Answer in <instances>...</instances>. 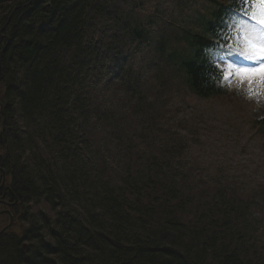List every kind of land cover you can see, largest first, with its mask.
I'll return each instance as SVG.
<instances>
[{
    "label": "trees",
    "instance_id": "16d2710c",
    "mask_svg": "<svg viewBox=\"0 0 264 264\" xmlns=\"http://www.w3.org/2000/svg\"><path fill=\"white\" fill-rule=\"evenodd\" d=\"M248 5L0 0V264H264V193L170 100L227 93L209 56Z\"/></svg>",
    "mask_w": 264,
    "mask_h": 264
},
{
    "label": "rangeland",
    "instance_id": "374dc122",
    "mask_svg": "<svg viewBox=\"0 0 264 264\" xmlns=\"http://www.w3.org/2000/svg\"><path fill=\"white\" fill-rule=\"evenodd\" d=\"M255 1L256 7L248 11L255 20L234 23L251 38L247 58L258 65L251 68L264 66V0ZM226 53L233 56V61L230 56L221 60L229 64L225 71L228 90L235 93L228 91V97L204 100L180 92L174 95V100L183 105L172 117L181 123V134L195 142L192 150L203 157L205 164L219 166L232 179L233 174L248 178L259 186V192H255V199L259 200L264 193V136L258 134L251 122L264 116V77L243 75L241 69L249 67L244 65L233 75L230 64L237 62L234 58L238 55L232 51ZM253 210V216L264 226V203L258 202Z\"/></svg>",
    "mask_w": 264,
    "mask_h": 264
},
{
    "label": "snow or ice",
    "instance_id": "6c2138e0",
    "mask_svg": "<svg viewBox=\"0 0 264 264\" xmlns=\"http://www.w3.org/2000/svg\"><path fill=\"white\" fill-rule=\"evenodd\" d=\"M241 73L249 77H255V76L264 77V66L258 68L241 69Z\"/></svg>",
    "mask_w": 264,
    "mask_h": 264
},
{
    "label": "water",
    "instance_id": "95a60500",
    "mask_svg": "<svg viewBox=\"0 0 264 264\" xmlns=\"http://www.w3.org/2000/svg\"><path fill=\"white\" fill-rule=\"evenodd\" d=\"M1 107H2V105L0 104V111H1ZM3 178H5V177H3ZM2 183H3V182H2ZM10 224H11V218H10V221H9V223H8L7 226H10ZM5 228H6V227H5ZM5 228L1 229L0 232L2 233V232L5 230Z\"/></svg>",
    "mask_w": 264,
    "mask_h": 264
}]
</instances>
